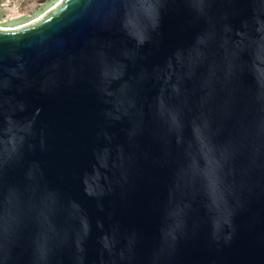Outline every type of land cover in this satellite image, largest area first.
Returning a JSON list of instances; mask_svg holds the SVG:
<instances>
[{"label":"water","instance_id":"obj_1","mask_svg":"<svg viewBox=\"0 0 264 264\" xmlns=\"http://www.w3.org/2000/svg\"><path fill=\"white\" fill-rule=\"evenodd\" d=\"M0 264H264V0L0 29Z\"/></svg>","mask_w":264,"mask_h":264},{"label":"rangeland","instance_id":"obj_2","mask_svg":"<svg viewBox=\"0 0 264 264\" xmlns=\"http://www.w3.org/2000/svg\"><path fill=\"white\" fill-rule=\"evenodd\" d=\"M61 0H0V29L27 25Z\"/></svg>","mask_w":264,"mask_h":264},{"label":"bare ground","instance_id":"obj_3","mask_svg":"<svg viewBox=\"0 0 264 264\" xmlns=\"http://www.w3.org/2000/svg\"><path fill=\"white\" fill-rule=\"evenodd\" d=\"M4 29V28H3Z\"/></svg>","mask_w":264,"mask_h":264}]
</instances>
